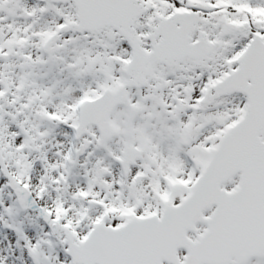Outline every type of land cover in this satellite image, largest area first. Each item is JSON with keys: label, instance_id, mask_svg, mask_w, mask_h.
Here are the masks:
<instances>
[{"label": "snow or ice", "instance_id": "obj_1", "mask_svg": "<svg viewBox=\"0 0 264 264\" xmlns=\"http://www.w3.org/2000/svg\"><path fill=\"white\" fill-rule=\"evenodd\" d=\"M0 264H264V0H0Z\"/></svg>", "mask_w": 264, "mask_h": 264}]
</instances>
